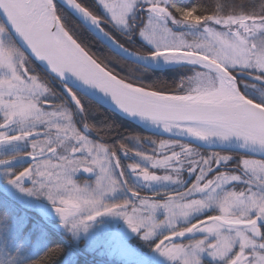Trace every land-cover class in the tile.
<instances>
[{
    "label": "snow or ice",
    "instance_id": "6c2138e0",
    "mask_svg": "<svg viewBox=\"0 0 264 264\" xmlns=\"http://www.w3.org/2000/svg\"><path fill=\"white\" fill-rule=\"evenodd\" d=\"M145 2L150 4V13L161 22L172 18L173 23L205 26V36L194 43L173 38L161 23H150L141 33L149 41L161 42L153 58L184 61L207 70L196 74L194 87L183 95L146 89L118 77L104 60L91 52L80 35L66 26L54 0H0V16L3 17L0 20V69L11 73L10 78H0V146L38 138L32 143V152L27 154L33 160L32 166L18 174L10 172L12 178L8 183L29 195L33 194V189L24 187V182L31 180L33 185H38L36 191L47 196L62 224L73 230L83 228L87 231L89 222L106 214L122 216L133 232L144 230L146 241L152 240L157 230L168 226L170 231L155 242L157 251L173 264H203L204 253L223 264H264V251H261L264 250V242H261L264 238L261 230L264 224V161L242 158L238 166L242 177L226 170L217 171L229 156L214 153L208 159L187 160L186 157L197 155L192 148L181 146L182 151H175L174 144L161 142L158 152L162 158L145 153L135 155L151 168L171 170L173 174L156 175L148 167L136 163L128 165L132 174L145 184H183L181 174L186 163L191 165V173H196L197 169L199 172L195 183L186 191H176V195L164 193L163 202H154L141 197L139 189L129 183L117 149L94 143L81 134L70 113L49 112L42 107L44 103L40 98L48 88L36 76L29 75L30 60L17 46V39L31 55L46 63L52 73L59 77L72 73L86 84L110 94L123 111L148 118L166 131L180 128L205 141L212 138L227 141L237 137L245 145L264 150V101L249 98L235 75L238 67L264 74V46L254 39L264 32V14H225L219 9L193 7L175 9L176 19L167 7V0ZM97 3L110 14L114 26H127L139 0H97ZM67 4L92 24L105 23L82 0H67ZM213 25L221 26L223 31ZM101 31L105 36L111 35L102 27ZM73 99L83 111L79 99L75 96ZM16 125L24 130L9 135L7 130ZM68 142L74 143L67 154H58V149ZM119 151L127 155L131 150L121 144ZM51 156H56L60 163L53 164ZM10 162L0 159V165ZM81 170L98 173L92 190L74 180ZM214 172L215 175H209ZM244 177H248L245 181L248 188L226 190L227 185L241 182ZM121 190H126L130 198L116 205L104 203L105 196ZM219 191L223 193L219 198H192L194 194L209 192L215 195ZM155 195L161 196V192ZM211 207H216L218 214L186 228L177 226L178 219H187ZM161 209L165 217L158 220L157 212ZM195 233L215 236L216 240L209 243L200 239L190 245L176 243L177 238Z\"/></svg>",
    "mask_w": 264,
    "mask_h": 264
},
{
    "label": "trees",
    "instance_id": "16d2710c",
    "mask_svg": "<svg viewBox=\"0 0 264 264\" xmlns=\"http://www.w3.org/2000/svg\"><path fill=\"white\" fill-rule=\"evenodd\" d=\"M96 15H98L105 23L104 29L117 39L125 48L138 54H148L146 45L138 37V28L123 33L119 31L113 23L106 17L97 0H82ZM172 8L191 9L193 7L206 8L210 11L216 9L221 10L225 14L231 12H242L245 14L261 13L264 14V0H169ZM55 5L61 14L66 26L73 32L77 33L88 43L93 54L104 60L108 66L114 71L118 77H122L127 81L150 88L162 93H180L184 91V84L193 74L190 66L173 67L160 70H151L131 62L110 50L102 42H100L66 7L55 0ZM210 14V13H209ZM0 20L2 18L0 17ZM17 46H22L16 41ZM22 50H24L22 48ZM25 51V50H24ZM30 63L27 67L30 74L37 77L47 88V95L44 100L50 104H54L64 113H70L72 122L79 132L85 135L94 143L105 144L110 149H117V156L121 157L122 151H119L121 144L127 146L131 151L129 158L121 160L123 170L128 174L126 178L129 183L139 189L142 196L153 197L158 190H148L137 185L130 176V172L126 169L128 164H140L148 167L149 171L156 169L148 166L147 162L135 153H145L146 155H155L162 158L158 152L161 142H170L175 145V151H182L181 146H188L193 149L197 155L186 157L187 160L212 157V154L229 156L230 159L222 164L223 171L229 169L232 172L239 173V165L242 158H254L264 161V158L250 155L245 152L231 149H213L197 145L189 141L178 140L168 136L160 135L143 128L137 123L121 116L120 114L109 110L106 107L96 103L85 95L73 90L81 105L83 111H79L68 98L65 85L52 76L43 66L35 61L26 51ZM242 77L238 78V82L242 81ZM183 85V87H181ZM249 98L257 101H264L260 97L244 91ZM87 126L88 133L84 132ZM65 144V146H67ZM170 154V153H168ZM18 155H26V153L7 154L0 159L10 160ZM147 164V165H146ZM28 168V163H17L0 167V176L2 182L5 183L12 178L9 173L18 174L20 171ZM199 169L193 176L188 185L196 180ZM210 176L215 175L209 173ZM185 177V175L183 176ZM161 192V191H160ZM175 193V192H173ZM161 194H164L162 191ZM172 194V193H171ZM34 217L41 220L36 212H30ZM210 216V213L201 217V219ZM30 216L21 210L14 203L10 202L0 194V264H110L105 263L98 257H94L85 251L79 249L80 256L71 259L72 245L64 240V234L58 235L48 227L42 225L36 218ZM42 221V220H41ZM157 240V239H156ZM156 240L144 244V247L151 249L156 245ZM132 242L139 243V239H132ZM79 246H85L84 240L80 241ZM90 260V261H88Z\"/></svg>",
    "mask_w": 264,
    "mask_h": 264
},
{
    "label": "rangeland",
    "instance_id": "374dc122",
    "mask_svg": "<svg viewBox=\"0 0 264 264\" xmlns=\"http://www.w3.org/2000/svg\"><path fill=\"white\" fill-rule=\"evenodd\" d=\"M100 7L104 12V14L106 15V17L111 21L110 14L107 13V11L101 5ZM167 7L169 8L170 11L173 12V16L176 19H178V16L176 15L174 8H172V6L170 5L169 0H167ZM149 8H150V4L146 3L145 0H139L138 6L135 9L133 15L129 17L128 25L115 26L119 31L123 33H129L135 30V28H138V32H137L138 37L146 45V50H147L146 52H148V54H154L158 50V48L161 47L160 41L152 42L145 39L141 35V33L148 28V25L150 23H161L162 27L167 28L172 33L173 38H182L187 43L198 42L205 36V31H204L205 26H191L183 23H173L172 18H168L166 21L161 22L159 18L155 17L152 13H150ZM212 27L217 28V30L223 31V28L221 26L213 25ZM254 39L255 42H257L261 46H264V32L257 34V36ZM148 54H143V55H148ZM181 66H187V65L179 62H175L173 64L159 65L161 69L181 67ZM190 67L192 69L193 74L184 84V91L181 95L189 92L192 89V87H194L195 77L198 72L207 71L206 69H203L202 66L199 65H192ZM243 74L247 75L252 79L257 80L258 83L251 82L243 78L242 81L239 82V86L241 90L243 92L246 90V92L253 94L257 97H260L262 100H264V74L260 73L255 69H241L239 67L235 69V75L237 80L239 78V75H243ZM29 75L31 74L29 73ZM10 76L11 73L7 69H0V78H10ZM258 76L260 77L259 79H257ZM46 95L47 93L40 98L41 101H43L44 103L42 107H44L45 110L49 112L56 111L57 113H61L62 111H60L56 105L50 104L49 102L44 100V97ZM0 119H2V116H0ZM33 127L35 126L33 125ZM23 130L24 129L21 126L16 125L13 126L11 129L7 130V132L9 135H17ZM85 133H88V131H86ZM36 139L38 138L32 137L30 140L2 145L0 146V157L13 153H18V154L26 153L27 155L28 153L32 152V143L35 142ZM72 143L74 142H68L67 146L58 149V154L59 153L67 154V151L72 147ZM197 145L208 147L198 143ZM79 155L80 154H77V158H79ZM23 156L24 155H18L17 157L11 158L10 161H14V160L17 161L19 159H22ZM129 156L130 154L125 155L122 152L121 157L119 156L117 157L119 158V160L121 158L126 160L129 158ZM250 159H254V158H250ZM51 160L53 164L60 163V161L57 159L56 156H51ZM17 163H28V167H31L33 161L30 162L19 161ZM120 164H121V160H120ZM128 165L126 166V169L129 170L131 178L137 185L146 188L148 190H158L161 192L163 191L164 193H168L169 195H176V191H182V190L186 191L187 188L191 187L192 183L190 185L188 184L193 179V176H195V173L190 172L191 165H187L186 163L185 170L181 174L184 181L183 184H173L170 182H164L160 184H145L136 175L132 174L131 170L128 168ZM2 166L3 165H0V167ZM121 168L123 169L122 164H121ZM225 170L230 173L241 175L243 177V172L240 169H239V173L232 172L229 169H225ZM55 171L56 170L53 169V172ZM118 171L119 170H117V174ZM152 172L156 175L173 174L171 170L166 171L164 169H156L155 171ZM184 175L185 177H183ZM97 176L98 173L89 174L81 170L74 176V180L81 186H86L89 188V190H92L95 186V181L98 178ZM2 178H4V176H0V194L10 202L14 203L16 206H18L21 210H23L25 213L29 214L30 216L34 217V215H32L30 212L38 213L42 221L37 219L36 217L34 218H36L42 225L48 227L53 232L57 233L60 236L61 234H64L65 237L64 236L61 237H63L66 242H68L70 245H72L75 248L72 249L71 259H76L77 257H79L80 256L79 249H81L82 251H85L94 257L100 258L105 263H110V264H173V262L170 261L169 258L163 256L159 251H157L156 245L151 249L144 247V244L156 240L160 236H163L164 234L169 232L170 228L168 226H164L163 228L157 230V235L152 240L146 241L143 239L144 230H141L140 232H133L132 229L128 226L126 220L122 216L106 214L97 217L95 221L89 222L87 231H84L83 228H78L76 230H73L71 229V226L65 227L62 224L60 217L55 213L54 208L51 202L48 200L47 196L45 194H41L40 192L36 191L38 185H33L31 180H26L24 182V187L33 189V194L29 195L27 192H22L17 187L9 184L8 181L3 183L1 181ZM52 178L55 181L56 179L55 175H53ZM247 179L248 177H244V179L241 182H235L227 185L226 190L241 191L248 188L249 185L245 182ZM193 183H195V181ZM222 194H223L222 191L217 192L215 195L209 192H205L203 194H194L192 198H200L207 200L211 197L215 199V198H219ZM162 196L163 194H161V196H153V197L141 195V197H148L154 202H163ZM129 198H130V194L126 190H121L113 195L105 196L104 203L107 205H116L119 203H123L125 200ZM131 199L135 201L134 197H131ZM209 213L210 215L218 214V209L216 207H211L209 209L203 210L200 213H194L187 219L180 218L177 221V226L179 228H186L188 226H191L192 224L196 223L198 220H201L202 216L207 215ZM144 214L147 215L148 214L147 211H145ZM164 217H165L164 211L162 209L158 210L157 219L162 220L164 219ZM261 230L262 232H264V224H261ZM135 238L140 240L141 245L139 243L132 242V239ZM200 239H205L207 242L210 243V242H214L216 240V237L209 236L203 233L188 234L183 238H177L176 243L183 245H190V244H194ZM82 240H84L85 242V246L83 248L79 246L80 241ZM261 242H264V238L261 239ZM249 255H251V250H249ZM202 260H203V264H223V261L214 260L207 253H204L202 255ZM176 264H179V262H176Z\"/></svg>",
    "mask_w": 264,
    "mask_h": 264
},
{
    "label": "water",
    "instance_id": "95a60500",
    "mask_svg": "<svg viewBox=\"0 0 264 264\" xmlns=\"http://www.w3.org/2000/svg\"><path fill=\"white\" fill-rule=\"evenodd\" d=\"M57 1L60 2L64 7H66L68 9V11H70L100 42H102L105 46H107L110 50H112L117 55H119V56H121V57H123V58H125V59H127V60H129L131 62H134V63H136V64H138V65H140L142 67H145L147 69H151V70H160L161 69L159 67L158 63L160 62L162 57L153 58V54H148V55L138 54L136 52H133V51L125 48L112 35L105 36L104 32L101 31V27L104 29L103 24L101 26H97V25L92 24L91 21L89 19L83 17L78 12V10H76L73 7H71L70 5H68L67 4V0H57ZM54 4H55V0H54ZM0 17L3 19L2 16H0ZM17 41L22 46V48L35 61L40 63L45 70H47L52 76H54L63 85H65V87H66L65 91H66V94H67L68 98L70 99V101L75 105V107L79 111H81L80 107H78V105L76 104L75 100L73 99V96H75L77 98V96L75 95L73 90L78 91L79 93H81V94L85 95L86 97L92 99L93 101H95L96 103L102 105L103 107H106L109 110L120 114L121 116H123V117H125V118H127V119H129V120H131V121H133L135 123H137L138 125L142 126L145 129H148V130H150L152 132H155L157 134H160V135L168 136V137L175 138V139H178V140L189 141V142L197 144L196 142H194V141H192V140H190V139H188V138H186L184 136H181V135H171V134H168V133H165V132H162V131H156V130H151V129L147 128L141 122L153 123L150 119L142 118L139 115L133 116V115L123 111L115 103V101L113 100V98L111 97L110 94L104 93L102 90L96 88L95 86L86 84L85 82H83L82 80H80L79 78L74 76L72 73H65L64 77H59L58 75L52 73L49 70V67H48V65L46 63L40 62L38 59H36L33 55H31L30 50H26L18 39H17ZM184 64L188 65V66H192L193 65V64H190V63H184ZM239 77H244V78L247 77L250 80L252 79V78L248 77L245 74L239 75ZM252 80L256 81L255 79H252ZM86 131H88L87 127L84 128V132H86ZM208 148L229 149V148L220 147V146H218V147H208ZM255 149L259 150L260 154L259 153L249 152V151L238 150V149H231V150L241 151V152H245V153H248L250 155H253V156L264 158V150L259 149V148H255ZM14 161H11L10 163H7L5 165L17 164V162H19V161H29L30 162V161H33V160L28 155H24L22 159H19V160L15 161V162ZM5 165H3V166H5Z\"/></svg>",
    "mask_w": 264,
    "mask_h": 264
},
{
    "label": "bare ground",
    "instance_id": "6f19581e",
    "mask_svg": "<svg viewBox=\"0 0 264 264\" xmlns=\"http://www.w3.org/2000/svg\"><path fill=\"white\" fill-rule=\"evenodd\" d=\"M175 62L187 63L184 61H169V60H166L165 58L162 57L160 62L158 63V65L173 64ZM141 123L151 130L162 131V132H165V133H168L171 135H181V136H184V137H186V138H188V139H190V140H192L198 144L205 145L208 147L220 146V147H226L229 149H238V150H243V151H249V152H253V153H259L260 152L259 150L255 149L251 145H245L244 141L240 138H237V137H232L227 141H222L219 138H212L208 141H205V140L191 136L190 134L182 131L180 128H174V129H172V131H166L162 125H158L155 123H149V122H141Z\"/></svg>",
    "mask_w": 264,
    "mask_h": 264
},
{
    "label": "flooded vegetation",
    "instance_id": "af4514ba",
    "mask_svg": "<svg viewBox=\"0 0 264 264\" xmlns=\"http://www.w3.org/2000/svg\"><path fill=\"white\" fill-rule=\"evenodd\" d=\"M244 79H247V80H249V81H251V82H255V83H258L257 81H254V80H250V79H248L247 77H245Z\"/></svg>",
    "mask_w": 264,
    "mask_h": 264
}]
</instances>
